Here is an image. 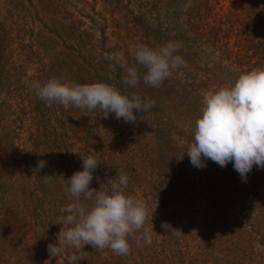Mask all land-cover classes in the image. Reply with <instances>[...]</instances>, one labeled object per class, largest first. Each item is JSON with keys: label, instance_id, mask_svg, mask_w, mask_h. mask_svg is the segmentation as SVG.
Returning <instances> with one entry per match:
<instances>
[{"label": "trees", "instance_id": "trees-1", "mask_svg": "<svg viewBox=\"0 0 264 264\" xmlns=\"http://www.w3.org/2000/svg\"><path fill=\"white\" fill-rule=\"evenodd\" d=\"M168 41L181 45L186 66L160 87L141 79L129 88L126 67L145 72L137 45ZM116 51L126 67L103 58ZM261 66L264 0H0V264H67L74 249L58 257L47 249L58 244L66 180L83 170L81 155L101 162L91 188L127 174L154 230L150 245L134 234L123 256L86 245L77 264H264V168L254 165L245 181L233 162L197 168L186 154L203 94ZM50 78L103 81L154 106L134 123L49 107L31 84Z\"/></svg>", "mask_w": 264, "mask_h": 264}, {"label": "clouds", "instance_id": "clouds-1", "mask_svg": "<svg viewBox=\"0 0 264 264\" xmlns=\"http://www.w3.org/2000/svg\"><path fill=\"white\" fill-rule=\"evenodd\" d=\"M180 47L175 41L158 48L137 45L133 56L145 69L142 77L135 66L126 67L128 61L121 51L105 52L103 58L113 66L126 67L124 83L129 88L138 87L141 79L146 86L160 87L176 70L186 66L177 54ZM31 89L49 107L56 103L65 110L69 106L90 112L99 109L104 118L114 113L118 120L127 123H134L137 113H147L154 106V101L143 99L136 92L122 93L103 81L74 83L50 78L43 83L33 81ZM200 112L195 120L193 142L186 152L194 167H205L207 159L220 167L233 162L245 181L254 165L264 168V66L241 73L234 84L204 93ZM81 158L83 170L66 180L65 192L71 202L60 209L64 215L57 223L63 227L57 233L58 244L48 245L50 255L58 257L65 248H72L74 252L67 257V264H77L87 259L86 245L100 250L106 258L109 253L127 255L136 233H141L150 245L154 229L145 227L149 208L145 201L128 193L127 174L118 170V179L110 188H91L94 171L101 162L94 155ZM45 166L46 161L41 160L36 170ZM161 227L170 233L175 230L166 222Z\"/></svg>", "mask_w": 264, "mask_h": 264}, {"label": "rangeland", "instance_id": "rangeland-1", "mask_svg": "<svg viewBox=\"0 0 264 264\" xmlns=\"http://www.w3.org/2000/svg\"><path fill=\"white\" fill-rule=\"evenodd\" d=\"M182 202L184 203V201H182ZM192 203H193V201H190V200L187 203L185 202V204L188 205L189 207H191ZM197 208H198V206H197Z\"/></svg>", "mask_w": 264, "mask_h": 264}]
</instances>
